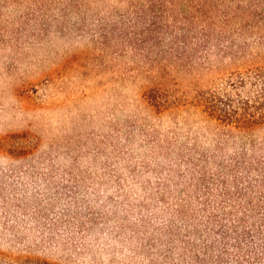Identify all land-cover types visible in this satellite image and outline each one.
<instances>
[{
    "label": "rangeland",
    "instance_id": "rangeland-1",
    "mask_svg": "<svg viewBox=\"0 0 264 264\" xmlns=\"http://www.w3.org/2000/svg\"><path fill=\"white\" fill-rule=\"evenodd\" d=\"M197 6L0 0V264H264V0Z\"/></svg>",
    "mask_w": 264,
    "mask_h": 264
},
{
    "label": "trees",
    "instance_id": "trees-1",
    "mask_svg": "<svg viewBox=\"0 0 264 264\" xmlns=\"http://www.w3.org/2000/svg\"><path fill=\"white\" fill-rule=\"evenodd\" d=\"M191 4L198 5L197 6V12H198V17H206L207 13L206 11H212L214 8L213 7H218L219 5H223L226 3L227 0H189ZM227 7H224L223 10H226ZM223 14V11H221ZM225 20L230 19L229 14L224 15ZM228 25V24H225ZM207 30H205V35L207 36L208 34ZM261 73L258 75V79L262 80V85L264 86V72L260 71ZM233 103L232 100L227 99L224 100L222 98L217 99L211 106L212 110V117L220 121L223 126H229L232 127V129H238L240 131H245L247 129H250L254 126H257V124L260 121L264 120V108L260 109L261 111L258 113L256 110L255 111H248L244 110L243 112H240L239 109L236 107H231V104ZM264 220V217H263ZM262 234L261 229L259 231H254L252 234L251 232H247L244 234V238L253 246V248H262L264 243L261 241L260 236ZM262 244V245H261ZM251 255L252 252L250 251ZM256 257L260 259L261 255L259 251L255 253Z\"/></svg>",
    "mask_w": 264,
    "mask_h": 264
}]
</instances>
